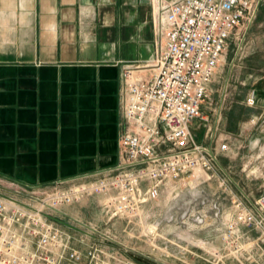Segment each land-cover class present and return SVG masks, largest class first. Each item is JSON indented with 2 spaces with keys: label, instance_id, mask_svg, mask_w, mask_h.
I'll list each match as a JSON object with an SVG mask.
<instances>
[{
  "label": "built area",
  "instance_id": "2783aa9c",
  "mask_svg": "<svg viewBox=\"0 0 264 264\" xmlns=\"http://www.w3.org/2000/svg\"><path fill=\"white\" fill-rule=\"evenodd\" d=\"M263 4L156 0L154 55L123 67L118 164L50 186L0 176V264H132L120 250L158 264H189L191 255L209 264H264V193L237 194L218 167L229 139L214 148L191 129L230 41L240 51ZM246 104L258 106L254 92ZM250 123L264 134V106ZM89 199L106 224L122 228L125 243L111 231L107 237L123 248L76 247L66 228L82 222L63 208Z\"/></svg>",
  "mask_w": 264,
  "mask_h": 264
},
{
  "label": "crops",
  "instance_id": "0c3cea01",
  "mask_svg": "<svg viewBox=\"0 0 264 264\" xmlns=\"http://www.w3.org/2000/svg\"><path fill=\"white\" fill-rule=\"evenodd\" d=\"M155 4L0 0V174L42 185L119 161L123 67L153 57ZM246 99L221 114L202 104L191 129L214 148L229 139L219 171L237 194L257 197L264 193L255 192L264 179V134L250 118L264 100L250 107ZM254 149L260 153H245ZM255 165L263 168H249ZM63 210L78 219L76 205Z\"/></svg>",
  "mask_w": 264,
  "mask_h": 264
},
{
  "label": "rangeland",
  "instance_id": "374dc122",
  "mask_svg": "<svg viewBox=\"0 0 264 264\" xmlns=\"http://www.w3.org/2000/svg\"><path fill=\"white\" fill-rule=\"evenodd\" d=\"M238 50L239 45L231 40L227 55H225V57L220 62L214 79L209 87L207 98L202 105L203 110H209L211 107L214 110L219 111V108L222 105L221 111L224 112L230 108L231 105L236 104L235 101L238 99L240 101L244 100V98H247V96L252 94L254 91L258 100H264V10H262V7L259 10L254 24L247 31L245 35V41L241 46L240 51ZM223 95L226 97L225 102H222ZM239 106L244 109L246 108L244 104ZM245 153L247 155H252L253 153L257 155L260 152L254 149L250 153ZM118 162L113 166L103 167L97 170L114 167L118 164ZM240 167H243V165ZM249 168L261 170L263 167L261 165H255ZM97 170L83 172L73 176L57 178L42 185L32 182L19 181L13 178L11 179L26 183L31 186H50L58 181L75 178L86 173H93ZM0 176L4 175L0 174ZM241 185L246 186V182H241ZM257 187L258 189H256L255 192L261 193L264 191V179L259 181ZM89 200L94 201H92L89 205H84V201L75 204L77 206L75 214H78V219L81 220L82 223L71 219L69 222L70 226H67L66 228L74 237V243L76 247L80 248L81 250H86L89 245L96 243L109 246L116 250L123 248L120 243L117 241H112L107 237V231H111L118 235V241L125 243V239L120 236L122 234V228L118 225L111 227L110 224H106V218L104 214H102L98 202L95 199ZM178 204H181V200L178 201ZM83 223L87 224L88 226H91L90 223H92L94 226H96L98 231H93L90 227L85 226ZM128 245L136 249L138 248L137 250H149L148 246L136 240L129 239ZM193 249L195 251H199V247H194ZM120 251L123 252L125 256H127L132 264H145L142 260L143 258H141L138 253L131 250L126 252L124 250ZM167 262L173 264H186L176 258L168 259ZM188 262L189 264H209L208 262L198 259V257L193 255L189 256Z\"/></svg>",
  "mask_w": 264,
  "mask_h": 264
},
{
  "label": "flooded vegetation",
  "instance_id": "af4514ba",
  "mask_svg": "<svg viewBox=\"0 0 264 264\" xmlns=\"http://www.w3.org/2000/svg\"><path fill=\"white\" fill-rule=\"evenodd\" d=\"M143 260V262H144V260L145 261H150V262H153V261H151V260H148V259H142ZM145 264H147L146 262H144ZM154 263H156V262H154ZM156 264H158V263H156Z\"/></svg>",
  "mask_w": 264,
  "mask_h": 264
},
{
  "label": "water",
  "instance_id": "95a60500",
  "mask_svg": "<svg viewBox=\"0 0 264 264\" xmlns=\"http://www.w3.org/2000/svg\"><path fill=\"white\" fill-rule=\"evenodd\" d=\"M144 262H146L147 264H156V263H154V262L145 261V260H144Z\"/></svg>",
  "mask_w": 264,
  "mask_h": 264
}]
</instances>
